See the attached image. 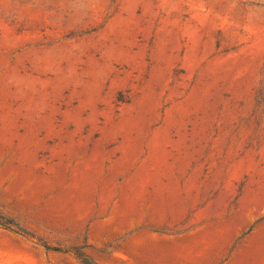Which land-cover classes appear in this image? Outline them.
<instances>
[{
  "label": "rangeland",
  "instance_id": "1",
  "mask_svg": "<svg viewBox=\"0 0 264 264\" xmlns=\"http://www.w3.org/2000/svg\"><path fill=\"white\" fill-rule=\"evenodd\" d=\"M77 253L264 264V0H0V264Z\"/></svg>",
  "mask_w": 264,
  "mask_h": 264
},
{
  "label": "trees",
  "instance_id": "2",
  "mask_svg": "<svg viewBox=\"0 0 264 264\" xmlns=\"http://www.w3.org/2000/svg\"><path fill=\"white\" fill-rule=\"evenodd\" d=\"M50 249V248H47ZM53 251H60L58 248H52ZM77 258L82 264H93L87 257L83 256L80 253H77Z\"/></svg>",
  "mask_w": 264,
  "mask_h": 264
}]
</instances>
